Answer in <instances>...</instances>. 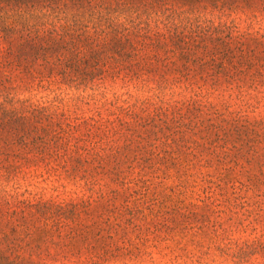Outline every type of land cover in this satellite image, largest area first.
Returning a JSON list of instances; mask_svg holds the SVG:
<instances>
[{
    "label": "trees",
    "instance_id": "obj_1",
    "mask_svg": "<svg viewBox=\"0 0 264 264\" xmlns=\"http://www.w3.org/2000/svg\"><path fill=\"white\" fill-rule=\"evenodd\" d=\"M262 23L264 0H0V264L134 263L154 173L214 212L229 184L255 189L233 172L261 166L264 120L203 100L264 103ZM119 84L141 96L110 100ZM32 172L83 195L29 198Z\"/></svg>",
    "mask_w": 264,
    "mask_h": 264
},
{
    "label": "rangeland",
    "instance_id": "obj_2",
    "mask_svg": "<svg viewBox=\"0 0 264 264\" xmlns=\"http://www.w3.org/2000/svg\"><path fill=\"white\" fill-rule=\"evenodd\" d=\"M238 23L242 30L249 28L250 22L244 16L238 19ZM252 27L253 30L264 32V23L254 24ZM128 91L134 97L141 96L134 89L128 90L119 84L109 90L107 97L113 100L115 93L123 95ZM176 92H182V95L187 97L192 95L183 86L181 89L176 88ZM206 93L205 91V95ZM210 94L208 99L203 100L204 102L208 100V103L214 105L228 103L232 106L231 112H241L252 122L264 120V103L250 108L240 107L239 101L231 100L230 95L223 89ZM70 95L62 94L63 103L67 106L70 104ZM127 96L124 95L123 98ZM48 97L53 95L48 96L42 92L34 100L46 101ZM177 99L181 100L182 97ZM218 108L224 110L221 106ZM248 131L252 134L251 128ZM242 162L245 170L250 172L253 170L251 174H258V169L264 168V157L258 158L260 167H250L244 159ZM250 172L237 168L233 176L235 181L254 186L255 189L244 188L239 194L229 184L226 192H223V196H219V201L215 203L218 204L216 212L206 208L205 203L200 201L199 194L203 198V189L197 190L199 194H191V191L183 192L175 188L177 184L175 176L168 178L161 172L149 176L148 203L143 207L146 209L145 214L150 216L152 229L141 243L143 255L137 254L134 263L127 264H264V177L260 179L258 176L251 177ZM19 184L20 192L34 199L70 200L83 195L79 188L71 184H66V187H60L56 191L52 182L45 181L36 172L21 178ZM178 206L181 208L191 206L190 213H184V210L176 212L180 211ZM158 214L160 219L153 221ZM167 220L171 222L167 223ZM158 223L159 225L155 227ZM166 223L167 225H164ZM240 247H244V254L237 258L235 256Z\"/></svg>",
    "mask_w": 264,
    "mask_h": 264
}]
</instances>
